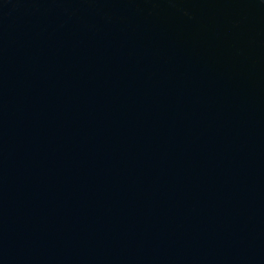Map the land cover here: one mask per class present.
Segmentation results:
<instances>
[{
    "label": "water",
    "instance_id": "1",
    "mask_svg": "<svg viewBox=\"0 0 264 264\" xmlns=\"http://www.w3.org/2000/svg\"><path fill=\"white\" fill-rule=\"evenodd\" d=\"M0 264H264V0H0Z\"/></svg>",
    "mask_w": 264,
    "mask_h": 264
}]
</instances>
